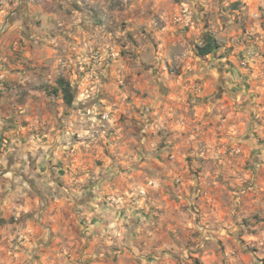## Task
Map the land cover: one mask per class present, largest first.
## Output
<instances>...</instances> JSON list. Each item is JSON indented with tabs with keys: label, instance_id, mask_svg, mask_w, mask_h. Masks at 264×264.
<instances>
[{
	"label": "rangeland",
	"instance_id": "1",
	"mask_svg": "<svg viewBox=\"0 0 264 264\" xmlns=\"http://www.w3.org/2000/svg\"><path fill=\"white\" fill-rule=\"evenodd\" d=\"M144 2L145 0H129L131 11L120 9L125 16V19L120 21V31L123 35L116 38L113 33H108L115 43L107 49V63L114 64L116 60H121L124 69L128 70L131 67L130 62L136 60V55L132 53L139 46L137 33L146 31L145 21L152 15L150 9L134 7L136 3ZM161 3L170 6L160 9V15L167 12L175 17V21L164 24L161 34L156 37L160 45L177 34L195 31L193 21L203 10V4L197 9V13L189 18L183 8L189 0H161ZM79 11L78 6L73 7L66 10V16L78 14ZM142 12L146 15H142ZM221 12L224 13L223 16L220 15ZM242 12L248 13L243 19ZM204 14L208 21H200L203 28H211L215 21L220 32L215 36L207 32L202 33L203 44L206 36L210 35L218 48L205 57L197 55V63L182 64L176 72L174 83L169 84L166 91L161 92L158 86L145 80L144 70L134 74L129 72L123 84L119 83L117 75L113 73L109 83L115 81L114 91L100 95L98 102L91 104L86 110L88 115L93 117L92 109H97L93 119H103L105 114L108 116L105 123H109L111 127L105 134L103 143H97L94 149L89 148V141L86 138L82 140L78 134L71 139L61 140L49 151L47 173L45 166L38 160L44 153V148L32 144L30 147L35 149V156L25 153L30 170L38 169L37 175L41 179L44 175L55 177L57 187L71 193L76 182L83 183L84 176L89 178L86 188H94L95 183L99 182H94V174L88 168L90 165L100 168L105 159L111 161L109 149L113 137L122 141L121 149L133 151L136 155L143 153L144 149L138 147L139 141L136 139V135L140 134L145 141L151 139L152 146L160 151V155L154 157L156 166L168 169L170 178L173 175L178 178L182 176L184 182L177 183L172 180L171 184L161 186L155 190V195L145 199L142 205L126 206L119 210L108 209L109 215L112 216L111 221L97 215L95 208L89 209L92 213L90 215L82 214L84 208L92 203V200H85L83 197L73 200L70 195L63 198L55 195L50 196L49 202L39 193L35 199H31L30 194L28 200L21 196L19 200L14 201L16 207L12 213L5 215L0 211V264H181L182 257L175 250L164 246V243L166 239H171L176 247L180 248L181 244L175 237L181 235L185 224L189 231L197 226L203 228L200 217L195 214L190 204L185 203L183 196L174 194L175 189L179 188H188L190 194L191 186L197 180L202 188L211 180L212 187L226 190L229 195L236 193L233 199L239 196L241 190L248 195L237 203L231 217L219 199L212 201L224 222L231 219L237 235L233 236L225 223L220 229V238L216 240V251L206 254L205 249L196 247L195 242L199 239L197 228V231L192 233L191 240L183 246L184 253L187 254L184 264H224V261L218 260V256L227 251L225 238L228 245H232L235 240L236 244L241 246L242 258L239 264H252V259L257 254L264 253V237L261 236V233H264V5L257 3V0H252L251 4L245 3V0H233L225 7L221 0L218 10H210ZM181 25L182 27H178ZM61 27L67 28V25ZM21 37L19 43L23 45L29 38L24 36L23 32ZM61 38L65 44H72L70 36ZM34 43L27 47L10 45L13 50L0 59V65L11 69L0 78V107L15 93L16 86L19 85L18 77L23 75L21 69L30 68L31 64L25 62L34 61ZM58 49V45H47L46 52L40 55L58 54ZM209 56L222 66L214 69L217 86L210 91L197 88L206 80V70L201 72L198 63L206 62ZM151 74L155 76L154 71ZM78 78L73 73L72 79ZM221 80L229 86L223 92L220 88ZM129 84L132 94L125 91V85ZM79 87H88V84L82 82ZM154 91L161 92L166 97L159 107L169 111L167 117H162L161 112L153 106ZM57 96L61 98L60 95ZM100 105H103L102 110ZM8 119L15 120L16 117L9 114ZM30 122V119H25L20 122L19 129L12 127L0 130V147L5 142L11 146V135L27 134L30 139L46 144L50 135L54 137L64 134L63 128L55 125L29 128ZM157 123H165V126L157 128ZM144 124L148 125L149 131H140ZM129 128L133 129V134L125 139L121 133ZM197 141L205 147L209 159L216 160L218 168L206 170L202 164L196 163L193 153L198 150ZM58 147H63L66 151L56 155L55 150ZM7 151L5 148L4 152ZM69 152L73 154L69 155ZM3 155L4 153H0V156ZM199 160L203 161L204 156H200ZM81 169L84 171L81 172ZM135 172L136 176L132 179H137L143 186L146 182L139 181L138 178L146 173L140 169H135ZM123 176L121 169V183H124ZM72 177H75V181L70 183ZM241 178L242 182L233 186L232 182L240 181ZM21 179L28 182L29 187L32 186V181L27 177L22 176ZM132 179H128L127 184H131ZM13 189L15 190V185ZM85 195L96 199L92 191L85 192ZM40 201H44L48 215L42 212L33 220L35 213L30 204ZM103 203L104 207L108 208L107 195L104 196ZM2 204L3 200L0 199V205ZM129 204H132V200ZM99 206L98 204L97 207ZM188 212L193 213L191 219L186 217ZM142 222L149 232L160 229L164 239L151 247L143 242L139 246L134 244L133 247L138 253L135 257L131 255V248L126 252L119 245H108L95 240L99 229L93 228L94 225H108L115 229L118 224L120 229L127 230L129 225L140 228ZM43 233L47 234L46 240L42 236ZM35 236L41 238L35 241L36 246L30 250L29 246L33 244Z\"/></svg>",
	"mask_w": 264,
	"mask_h": 264
},
{
	"label": "clouds",
	"instance_id": "2",
	"mask_svg": "<svg viewBox=\"0 0 264 264\" xmlns=\"http://www.w3.org/2000/svg\"><path fill=\"white\" fill-rule=\"evenodd\" d=\"M233 0H222L223 6L231 4ZM245 3L251 4L252 0H245ZM257 3L264 5V0H257ZM203 4V10L196 15L193 21L195 31H189L183 35L177 34L170 38L165 44L160 45L156 39L161 34V29L164 24L175 21V17L170 16L167 12L160 15V9L165 8L166 3H161V0H145L144 3H136L134 7L137 9L151 10L152 15L145 21L147 29L144 33H137L139 46L132 53L136 55V60L131 61V67L128 70L124 69V64L121 60H116L114 64L107 63V49L114 46L115 40L108 35L113 33L116 38L123 35L120 31V21L125 19L124 14L120 11L124 8L131 11L132 6L129 5V0H0V59L10 54L13 50L10 45L15 47H27L30 43L33 44L34 61L30 63V68L21 69L23 75L19 76V85L16 86L15 93L8 99L3 107H0V130L4 128H20V122L25 119H30L29 128L48 127L55 125L63 128V136L57 134L49 137L47 143H41L40 140L30 139L29 135H11V146L7 142L0 147V199L3 204L0 205V211L5 215L12 213L16 207L14 201H17L23 196L25 200L36 198L39 193L44 197L45 201L50 202V196L58 195L63 198L70 195L73 200H80L82 197L85 200H92L91 205L86 206L82 214L90 213V208L96 209V214L103 216L105 220L111 221L112 216L109 215L108 209L119 210L126 206L132 207L142 205L144 200L155 195V190L161 186L171 184L172 180L177 183H182L183 177L173 175L171 178L168 175V169L158 168L154 157L160 155V151L152 146V141H145L142 135L137 134L136 139L139 141L138 147H143L144 152L136 155L133 151L121 149V140L113 137L109 154L112 156L111 161L105 159L104 164L100 168L95 165H90L88 170L94 176L93 180L99 181L95 183L94 188H86L88 176L83 177V183L76 182V186L72 188L71 193L57 187L55 177L44 175L41 179L36 171L30 170L28 160L25 158V153H32L35 156V149L30 145L37 144L44 148V153L38 157L39 162L45 166L47 173V161L49 159V151L53 149L54 144H59L61 140L71 139L74 135H79L83 139L89 141L88 147L94 149L97 143H103L105 134L108 133L111 125L105 123L108 116L105 114L103 119H93L97 113V109H92L93 117L87 113V108L97 103L100 95L106 92L111 93L113 89V81L109 83L113 73L117 75L119 83H124V78L129 75V72L134 74L137 71L144 70V79L152 85L160 88L161 92L167 90L169 84L174 83L177 70L183 65L197 63L196 56L199 55L204 47L202 33L207 32L215 36L220 32L219 27L213 21V25L209 29H204L200 21H208V17L204 14L210 10H218L221 5V0H189V3L184 5V11L191 18L197 13V9ZM79 7V13L72 16H66V10L73 7ZM142 15L146 13L142 12ZM221 16L224 13H220ZM247 12L241 13V18L247 16ZM255 16L256 14L253 13ZM259 22V21H258ZM67 25V28L61 25ZM178 27H182L178 26ZM21 32L29 39L23 45L19 43L22 39ZM230 33H221L227 35ZM62 36H70L72 44L64 43ZM55 37V39H53ZM47 45H58V54L52 53L50 56H41L46 52ZM219 59V57H217ZM198 67L201 72L206 70V80L197 88L211 90L217 86V76L214 69L222 66L212 59L207 57L206 62H199ZM10 68H5L0 65V78L2 74L10 71ZM155 72V76L151 73ZM73 73L79 78L72 79ZM61 78L62 81H61ZM103 81V83H101ZM82 82H87L88 87H79ZM62 83L59 91L64 94L63 99L57 96V86ZM107 86V87H106ZM228 85L224 80L220 81L221 91H226ZM125 91L132 94L131 85H125ZM161 92H153V106L156 107L162 114V117H167L170 113L167 109H160L159 105L166 100ZM135 99V97H133ZM102 110L103 105L99 106ZM15 115V120H9L8 115ZM211 119V118H210ZM91 121V122H90ZM166 123V122H165ZM165 123H157V128H162ZM136 127V126H133ZM140 131H149L148 125L144 124ZM133 134V129L129 128L121 133L125 139ZM42 139V138H41ZM129 143H131L129 141ZM108 147V145H105ZM198 150L193 153L197 164H202L206 170L216 169L219 164L216 160L209 159L208 152L204 146L197 141ZM7 148L8 151L4 152ZM66 150L63 147H58L56 155L63 154ZM75 149H73V152ZM73 152H69L72 155ZM200 156H204V160H199ZM226 159V158H224ZM168 163V161H165ZM181 169L183 166H180ZM121 169H123L124 183H121ZM135 169H140L146 175L139 177V181L146 183L141 186L137 179H132L136 176ZM84 170L81 169V172ZM107 174V175H106ZM235 173H233L234 175ZM27 177L32 181V186L21 179ZM132 179L131 184H127V180ZM215 179L213 174L212 180ZM228 180V177H225ZM75 181V177L71 181ZM242 182L234 181L236 183ZM264 183V179H262ZM15 185V190L13 189ZM92 191L96 199L86 196L85 192ZM130 193V195H127ZM174 194L183 196L186 204H190L191 208L197 216L200 217V224L203 228L199 229V239L195 242L197 248L205 249L207 252H215L217 245L216 240L220 238V229L226 226L230 229L233 236H236V229L231 223V219L224 222L218 214V208L213 206L212 201L219 199L220 203L225 207L229 217H231L237 203L246 195L247 192L241 190L236 199L227 194L226 190H218L212 187L211 180L209 184L202 188L197 180L191 186L189 194L188 188L175 189ZM107 195L108 208L104 207V196ZM134 198V199H133ZM132 200V204L129 201ZM100 205L97 207V205ZM35 215L39 216L42 212L47 216L48 209L44 207V201L30 204ZM14 214V213H13ZM114 215V211H113ZM193 213L188 212L186 217L192 218ZM27 219V218H25ZM127 223V221H124ZM23 227V224L20 225ZM93 228L99 229V235L96 236V242L104 244L119 245L121 249L127 252L131 248V255H138L133 245L139 246L141 242L144 245L151 247L156 242L164 239L160 229H153L152 232L147 231L143 226L140 228L134 225H129L127 230L120 229L118 224L116 228L108 225H94ZM197 228L189 231L185 227L181 229V235L175 239L181 244L180 248L171 239H166L164 246L175 250L182 257L181 264L187 260V254L184 253V245L191 240L192 233L197 231ZM118 229V230H117ZM43 238L47 239V234H42ZM264 237V233H261ZM41 236L33 237V244L29 246L30 250L35 247V241ZM227 251L218 256V260L224 261V264H239L241 260V246L233 240L232 245L227 244ZM207 242V243H204ZM234 245V246H233ZM252 264H264V253L257 254L252 259Z\"/></svg>",
	"mask_w": 264,
	"mask_h": 264
},
{
	"label": "trees",
	"instance_id": "3",
	"mask_svg": "<svg viewBox=\"0 0 264 264\" xmlns=\"http://www.w3.org/2000/svg\"><path fill=\"white\" fill-rule=\"evenodd\" d=\"M218 48V45L216 44V41L214 40V38L210 35L206 36L205 40H204V47L201 51V53L199 54L200 57H205L207 55H210L212 53H214V51ZM63 78H61L62 81ZM62 83L59 84L57 86V95L61 96V99H63L64 94L62 92L59 91V88L62 87Z\"/></svg>",
	"mask_w": 264,
	"mask_h": 264
}]
</instances>
